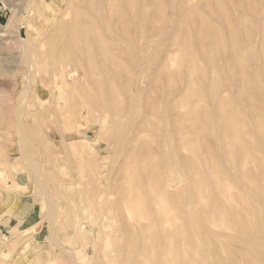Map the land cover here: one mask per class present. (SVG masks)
I'll return each mask as SVG.
<instances>
[{"label":"rangeland","instance_id":"1","mask_svg":"<svg viewBox=\"0 0 264 264\" xmlns=\"http://www.w3.org/2000/svg\"><path fill=\"white\" fill-rule=\"evenodd\" d=\"M76 1L0 0L4 24L7 19L11 21L5 27L0 22V264H152V252L145 245L149 253H143L141 245L147 242H140L137 234L139 229L147 228L155 219L157 227L164 228L172 236L176 259L171 264H182L185 259L191 262V253L195 260L189 264H264V191L258 188L264 187V0H138V7L146 10L150 18L138 32L145 37L144 40L138 39L141 45H145L141 46L144 49L135 53L129 42H116V37L122 33L117 21L119 8L113 17L108 15L110 20L107 17L110 0ZM97 4L106 6V11L91 13V6ZM73 7L77 11L80 7L81 14L85 10V16L91 14L90 17L87 15L90 20L85 18L90 24L98 23V28L94 23L91 25L94 26V37L107 40L106 55L100 53L101 48L98 41H92L93 36L89 39L92 41L90 49L100 53L93 68V77L95 73L100 80L106 74V113L99 105L92 106L83 97L84 89H89L94 83L84 85L86 79H79L84 72L83 67H78L74 61L82 58L72 54L68 49L69 42L61 39L64 23L77 21ZM215 7L222 19L212 12ZM221 10L231 13L224 15ZM54 14L57 16L55 19ZM35 16L45 22L40 32L32 21ZM81 16L84 19V15ZM227 22L231 24V30L234 27L232 31L229 29L228 32ZM204 25H212L211 28L216 29L222 41L219 55L208 53L209 40L205 36ZM20 27H25L29 44L19 37ZM148 33L153 35L151 42H147L150 41ZM30 45L41 47L29 55ZM63 50L70 51L67 60L71 61L60 56ZM23 52L32 57L31 64L27 63L28 57ZM190 59L195 61L199 75H204L202 89L191 83L193 76L188 73ZM132 60L136 61L135 66L130 65ZM184 61L189 64H184ZM216 61L223 62L218 74L213 67ZM73 67L77 68L74 77L66 73ZM84 67L87 76L88 66ZM130 72H135V76ZM63 73L66 78L59 82ZM178 74L181 81L177 79ZM130 75L133 79H127L126 76ZM216 81L223 83L218 93H215ZM89 90L100 92L98 87ZM110 91L117 94V101L122 100L118 102L122 107L118 117L112 115L111 100L114 97ZM71 92H74L72 96ZM184 98L194 107V113L202 117L198 123L186 118V109L181 105ZM220 99L230 105H225ZM227 105L233 108L241 127H244L241 138L245 140L246 148H250L246 155L233 140L232 132L226 131ZM153 106L157 111L151 110ZM88 108L92 116L88 114ZM14 112L21 114L19 125L18 115ZM25 125L35 132L25 133ZM184 134L186 141L189 140L188 145L196 136L203 137L202 143L206 147H200V157L208 150V158H214L212 164L216 167L217 177L230 186V200L223 202L222 215L210 211L213 204L220 205L213 191L199 192L201 174L206 167L182 145ZM25 139L31 141L26 142ZM165 148L170 153L163 157L161 149ZM234 149L239 150L238 155H232ZM88 152L93 153L89 155ZM172 164L173 171L169 176ZM246 169L254 172V181L259 180L255 181L259 185L255 182L254 187L250 184L252 188L247 185L248 181L242 177V170ZM239 173L240 178L236 177ZM126 174L134 175L133 179ZM124 178L130 181L127 183ZM151 179L159 184L149 190ZM161 186L163 190L160 191L158 188ZM4 188L12 196H25L36 203L38 218L34 225L15 224L13 212L3 211L7 202ZM226 192L223 188L221 193ZM160 195H164L173 206L169 215L173 224L166 214L155 212V198ZM239 195L242 199L245 196L247 205H240ZM136 205L139 207L137 211ZM186 208L188 210H184ZM129 210H132V219L128 217ZM189 210L197 211L199 216L193 222L185 216V211ZM135 215L140 218L136 219ZM246 220L249 228L242 224ZM158 243L157 252L162 245ZM104 244L109 245L110 250H106ZM139 252L147 254V257L142 254L141 257ZM145 257L149 259L146 262ZM107 258L111 260L108 262Z\"/></svg>","mask_w":264,"mask_h":264},{"label":"bare ground","instance_id":"2","mask_svg":"<svg viewBox=\"0 0 264 264\" xmlns=\"http://www.w3.org/2000/svg\"><path fill=\"white\" fill-rule=\"evenodd\" d=\"M76 1V0H75ZM77 1H79V0H77ZM76 1V2H77ZM82 1V3H84L85 2V0H81ZM80 1V2H81ZM93 1V0H92ZM91 1V2H92ZM151 1V0H150ZM51 2V1H50ZM67 2H68V0H67ZM66 2V3H67ZM88 2H90V0L88 1ZM108 1H106V3H107ZM219 2V1H218ZM69 3H70V1H69ZM115 3H117V4H115ZM138 0H110V5L109 6H107L109 9H108V14H107V17H108V15L110 16V17H113L115 14H116V9L117 8H119L118 9V13H119V15H118V19H117V21H119L120 22V30H121V35H118L119 37H116V38H118L117 40H116V42H117V44H118V42L119 43H123V42H129L128 43V45L130 46V49L132 48V51H134V53L135 52H142L141 50L142 49H144V47H141V46H145V45H141L140 43H139V41H138V39H140V38H145L144 36H141V35H139V31L141 32V28H143V26L144 25H142V24H145V22L150 18V16H149V13L148 12H145L144 10H142L140 7H138ZM215 4H216V1L214 2ZM89 4V3H88ZM92 5H94V3H91ZM109 4V3H108ZM107 4V5H108ZM151 2L149 3V5L151 6ZM90 5V4H89ZM210 5H211V3H210ZM216 5H218V3L216 4ZM118 6V7H117ZM69 5H68V9H69ZM91 7H93V9H92V12L91 13H96V14H98L99 12H100V10H105L106 11V6H104V7H101L99 4H97V5H95V6H91ZM91 7H90V9H91ZM74 8V7H73ZM75 8H77V6L75 7ZM74 8V9H75ZM79 9H78V11L76 10V13L74 14V16H76V19H77V21L76 22H74V21H72V20H67L65 23H64V35H63V37L61 38V39H63L64 41H66L65 43H67V42H69V43H67V44H70V48H68V49H70V50H72L71 51V53L72 54H74V55H78L80 58H82V59H77L76 61H74V63H76V65H78V67H83V74H82V76H81V78H79V79H86V83H84V85L85 84H89L90 85V83H94V84H91L92 86H89V89H91L92 87L93 88H95V87H98L99 88V90H100V92L98 91V92H94L95 90H89V89H84L85 91L83 92V97L84 98H86V101H88V103L90 104V105H92V106H96V105H99V107H100V109L102 110V111H105L104 113H106V107H107V104H106V74L104 75V76H102V78L100 79V80H98V78H96L97 77V75L94 73V77H93V68H94V66L96 65V61H97V56L101 53H105L106 54V47H107V45H106V41L107 40H104V39H100V38H96V37H94V35H93V31H92V29H94V26H91L92 24H90L89 23V21L88 20H86V18H88V16L90 17V15L91 14H87L86 16H85V10L82 12V14L84 15V19L82 18V14H81V12H80V7H78ZM150 8V7H149ZM212 8V7H211ZM236 8V7H235ZM37 9V8H36ZM40 9V8H39ZM218 9H220V7L218 6ZM218 9H216V7L214 8V11H213V9H212V12H214L215 14H216V17H218L219 19H222V15L218 12ZM38 10V9H37ZM70 10V9H69ZM142 10V11H141ZM234 10V9H233ZM30 11V10H29ZM71 11H74L73 9L71 10ZM235 11H236V9H235ZM238 11V10H237ZM33 12V11H32ZM38 12V11H37ZM67 13L69 12L70 13V11H66ZM75 12V11H74ZM221 12H223L222 10H221ZM228 12V11H227ZM227 12H223L224 13V15H229V12L227 13ZM39 13V12H38ZM54 13V12H53ZM68 13V14H69ZM72 13V12H71ZM70 13V14H71ZM195 14H196V12H194ZM231 13V12H230ZM31 14V13H30ZM34 14V13H33ZM72 14V15H73ZM201 14V13H200ZM43 15H44V13H43ZM64 15V14H63ZM152 15V14H151ZM197 15V14H196ZM199 15V14H198ZM52 16H54V19L55 18H57V16H56V14H54V15H52ZM73 16V17H74ZM201 17H202V15H200ZM34 17V16H33ZM66 17V16H65ZM86 17V18H85ZM110 17H108V18H110ZM225 17H227V16H225ZM9 18V17H8ZM24 18V17H23ZM48 18V17H47ZM95 18V16H93L92 15V19H94ZM228 18V17H227ZM18 19V18H17ZM26 19V18H25ZM39 18L38 17H36L35 16V18L34 19H32V21L34 20V22L36 23V25L38 26V29L39 30H37V31H42L43 29H42V25H44L45 24V22L42 20V21H40V19L38 20ZM59 19V18H58ZM74 19V18H73ZM76 19H74V20H76ZM89 19V18H88ZM229 19V18H228ZM22 20V19H21ZM36 20H38L37 22H36ZM64 20H66V19H64ZM90 20V19H89ZM95 20V22H97L96 21V18L94 19ZM109 20V19H108ZM110 20H112L111 18H110ZM227 20V19H226ZM9 22H11L10 21V19L8 20L7 19V22L3 25V27H5L6 25H8V23ZM73 22H74V26L73 27H71V24H73ZM229 22V21H228ZM227 22V23H228ZM29 23H30V20H29ZM117 23V22H116ZM214 23H217V22H214ZM230 23H232L231 21H230ZM22 24H24V23H22ZM31 24H33V22L31 23ZM61 24V23H60ZM95 24V23H94ZM118 24V23H117ZM229 24V23H228ZM227 24V25H228ZM96 26L98 25V23L97 24H95ZM1 26V25H0ZM35 26V25H34ZM33 26V27H34ZM53 26V25H52ZM66 26V27H65ZM114 26V25H113ZM213 26H215V24L213 25ZM217 26H218V24H217ZM220 26V25H219ZM219 26H218V28H219ZM231 26V24H229V28H228V32L231 30L230 27ZM211 27H212V25H211ZM209 25H204V33H206V35L205 36H207V39L209 40V43H208V47H209V51H208V53H218V55H219V53L221 52V47H222V41L218 38V36H217V32H216V29H214V28H211ZM97 28H98V26H97ZM112 28V27H111ZM217 28V29H218ZM233 29H234V27H232ZM4 29V28H3ZM35 29V28H34ZM115 29H117L118 30V28H117V26L115 27ZM230 29V30H229ZM232 29V30H233ZM47 30V29H46ZM46 30H45V32H46ZM98 31L100 30V29H97ZM231 30V31H232ZM57 31V30H56ZM119 31V30H118ZM203 31V30H202ZM236 30H234V32H235ZM52 32H55L54 31V29H53V31ZM95 32H97V31H95ZM94 32V33H95ZM100 33H101V31H100ZM113 33V32H112ZM203 33V34H204ZM233 33V32H232ZM232 33L230 32L229 34H231L232 35ZM18 34H19V37H21V39H22V41L25 43H27V41H28V38H27V34H26V30H25V27H20L19 28V30H18ZM234 34V33H233ZM99 35L100 34H98L97 35V37H99ZM147 35V39L149 38V40L150 41H147V39H146V41L147 42H151V41H153L152 39L153 38H150V37H152L153 35H150V33H148V34H146ZM234 35H236V34H234ZM30 36V35H29ZM93 36V37H92ZM96 36V35H95ZM101 36H103V33H102V35H100V37ZM51 37V36H50ZM49 37V38H50ZM91 37H92V41L94 42V43H96L97 41L99 42H97V44H99V48H101V49H99V51H100V53H99V51L98 52H93L91 49H90V45H91V42L92 41H89V39H91ZM107 37V36H106ZM102 38V37H101ZM33 39V38H32ZM44 39V38H43ZM55 40H56V38H55ZM62 40V41H63ZM144 40V39H143ZM1 41H4V40H1ZM39 41H41V40H39ZM44 41V40H43ZM49 42H51V41H49ZM116 42H115V44H116ZM42 43V41L39 43V45ZM64 43V42H63ZM27 44H29V43H27ZM26 44V45H27ZM66 44V46H68L69 47V45H67ZM124 44V43H123ZM126 44V43H125ZM139 44H140V46H139ZM25 45V46H26ZM38 45V44H37ZM38 45V46H39ZM42 45V44H41ZM44 45V44H43ZM43 45H42V47H43ZM120 45V44H119ZM34 46H36V43H35V45ZM34 46L32 47V45H30V50H29V52L28 53H30L29 55H32V53H33V51H35L36 49L38 50L39 48H38V46L37 47H35L34 48ZM65 47V46H64ZM26 48V47H25ZM102 48H104V51H103V49ZM67 49V48H66ZM65 49V50H66ZM108 49H109V47H108ZM40 50V49H39ZM42 50V49H41ZM65 50H63V51H61L62 52V55H60L61 57H63L64 56V59L66 58V60L67 59H69V57H67V56H70L69 55V53H70V51L68 50V52L67 51H65ZM112 50V49H111ZM208 50V49H207ZM60 51V50H59ZM110 51V50H109ZM224 51V50H223ZM53 52V51H52ZM60 52V53H61ZM24 53V55L26 56L28 53H25V52H23ZM54 53V52H53ZM52 53V54H53ZM77 53V54H76ZM107 53H108V51H107ZM111 53V52H110ZM206 53V52H205ZM204 53V54H205ZM210 53V54H211ZM39 54L41 55V53H40V51H39ZM44 54V53H43ZM112 54V53H111ZM114 54V53H113ZM146 54V53H145ZM107 55V54H106ZM106 55H104L105 56V58H106ZM110 55V54H109ZM178 55H180V54H178ZM24 56V57H25ZM66 56V57H65ZM102 56V55H101ZM101 56H99V57H101ZM111 56V55H110ZM146 56V55H145ZM225 56V55H224ZM23 57V58H24ZM27 57H28V55H27ZM40 57V56H39ZM47 57V56H46ZM114 57V56H113ZM116 57V56H115ZM182 57V56H181ZM33 58H35V57H33ZM38 58V57H37ZM41 58H43V57H41ZM53 58V57H52ZM117 58V57H116ZM121 58V57H120ZM176 58H179V56H177ZM227 58V57H226ZM55 59V58H54ZM85 60V61H82V60ZM113 59V58H112ZM134 59V58H133ZM182 59V58H181ZM22 60H24V59H22ZM26 60V59H25ZM31 60H32V57L31 56H29L28 58H27V63H30L31 64ZM58 60H59V58H58ZM72 60V59H71ZM71 60H69V61H71ZM116 60V59H115ZM135 60V59H134ZM134 60H132L130 63V65H132V66H135L136 65V61H134ZM145 60V59H144ZM179 60H180V58H179ZM34 61V60H33ZM38 61V60H37ZM62 61H64V60H62ZM68 61V60H67ZM68 61V62H69ZM112 61V60H111ZM178 60H175L174 62H176L177 64H178V62H177ZM181 61V60H180ZM179 61V62H180ZM25 62V61H24ZM44 62V61H43ZM46 62H47V60H46ZM103 62H104V60H103ZM105 62H106V60H105ZM144 62V61H143ZM194 60L193 59H190V64L188 63V61L186 62V61H184V64L185 63H187L186 65H188L189 64V67H188V73L190 74V75H192L193 77H191V79L193 78V80H192V84H194V85H196V86H198L199 88H201L200 86H202V84H203V81H204V75L203 74H201V75H199V73L200 72H197V69H195V66L196 65H194ZM61 63V62H60ZM73 63V62H72ZM112 63V62H111ZM117 63V62H116ZM124 63V62H123ZM176 63H174L175 65H176ZM221 63H223L222 61H216V63H213L214 64V69H215V71H216V73L218 74V73H220V71H221ZM226 63H228V62H226ZM42 64V63H41ZM121 64H122V62L120 63V66H121ZM9 65V64H8ZM15 65V64H14ZM36 65H37V63H36ZM60 66H62V64H59ZM85 65H87L88 66V75L86 76V70H85ZM101 65H103V63L101 64ZM104 65H106V63L104 64ZM129 65V64H128ZM13 66V65H12ZM11 66V67H12ZM30 66V65H29ZM32 66H33V63H32ZM97 66H98V64H97ZM111 66L113 67V65L111 64ZM123 66V65H122ZM178 66H179V64H178ZM119 67V66H118ZM117 67V68H118ZM127 67H130V66H127ZM177 67V66H176ZM184 67H185V69H186V66L184 65ZM63 68V67H62ZM96 68V67H95ZM55 69H56V67H55ZM98 69V68H97ZM96 69V70H97ZM100 69V68H99ZM128 69H131V67L130 68H128ZM183 69V68H182ZM114 70H116V69H114ZM177 70V69H176ZM31 71V70H30ZM77 68L76 67H73L71 70H67L66 71V73H67V75L69 74V76H76V74H77ZM100 71V70H99ZM98 71V72H99ZM102 71V70H101ZM100 71V72H101ZM182 71V70H181ZM60 72V71H59ZM65 72V71H64ZM99 72V73H100ZM117 72V71H116ZM116 72H114V73H116ZM128 72H129V70H128ZM132 72H133V70H132ZM34 73V72H33ZM99 73H98V75H99ZM135 73V72H134ZM133 73V74H134ZM101 74V73H100ZM103 74V73H102ZM130 74H132L131 72H130ZM132 74V75H133ZM139 74V73H138ZM216 74V75H217ZM60 75V74H59ZM129 75V74H128ZM96 76V77H95ZM133 76H135V75H133ZM179 74H178V76H177V79L179 78ZM32 77V76H31ZM33 77H35V76H33ZM83 77V78H82ZM126 77H128L127 79H129L130 77H131V75L130 76H126ZM138 77V76H137ZM65 78H66V75L63 73L62 75H60V81L59 82H63L64 80H65ZM132 78V77H131ZM130 78V79H131ZM135 78V77H134ZM30 79V78H29ZM35 79V78H34ZM110 79V78H109ZM133 79V78H132ZM30 80H33V79H30ZM29 80V81H30ZM112 80V79H111ZM179 81H181L180 79H178ZM206 80V79H205ZM129 81V80H128ZM30 82H32V81H30ZM112 82V81H111ZM130 82V81H129ZM129 82H127V83H129ZM132 82H133V80H132ZM177 83V82H176ZM29 84V83H28ZM27 84V85H28ZM64 84V83H63ZM117 84V83H116ZM131 84V83H130ZM192 84H190V86L192 85ZM223 84V83H222ZM222 84L221 83H219L218 81H216L215 83H214V87H215V93H218L217 91H219L220 90V88H221V86H222ZM65 85H66V83H65ZM73 85V84H72ZM132 86V85H131ZM193 86V85H192ZM65 87V86H64ZM110 88H111V86H109ZM114 87H115V85H114ZM113 87V88H114ZM194 87V86H193ZM30 88V87H29ZM65 88H67V87H65ZM109 88V90H111ZM188 88H190L189 86H188ZM199 88H196L197 90L199 89ZM25 89V88H24ZM34 89V88H33ZM114 89H116V91L118 90L117 88H114ZM202 89V88H201ZM200 89V90H201ZM26 90V89H25ZM193 90V89H192ZM28 91V90H27ZM26 91V92H27ZM83 91V90H82ZM112 91V90H111ZM111 91H110V94H112L111 93ZM191 91V90H190ZM23 92H24V90H23ZM22 92V93H23ZM112 92H114V91H112ZM118 92H120V91H118ZM18 93V92H17ZM25 93V92H24ZM72 93V92H71ZM203 93V92H202ZM74 94V92L71 94V96ZM197 94V93H196ZM113 95V99L111 100V105H112V107H113V111H114V113L112 114V115H114L115 117H118L121 113L120 112H122V107L120 106L121 104H119L118 102H120L121 103V101L119 100V101H117V99H116V95H114V94H112ZM19 96V95H18ZM22 96V95H21ZM20 96V97H21ZM25 96H26V93H25ZM24 96V97H25ZM108 96V95H107ZM133 96V95H132ZM218 96V95H217ZM134 97H136V96H134ZM120 98V97H119ZM118 98V99H119ZM25 99V98H24ZM68 99V98H67ZM71 99V98H70ZM242 99V98H241ZM108 100V99H107ZM222 99H220V101H221ZM205 101V100H204ZM219 101V100H218ZM223 102L225 101V100H222ZM232 101V100H231ZM230 101V102H231ZM227 102V101H226ZM233 102V101H232ZM235 102V101H234ZM86 103V102H85ZM221 102H219L218 104H220ZM225 103V102H224ZM228 103V102H227ZM227 103H225V105L227 104ZM15 104V103H14ZM23 104V103H22ZM124 104V103H123ZM129 104V103H128ZM185 109H186V113L185 114H187L188 116L186 117V118H190V120L194 123V124H196V123H198L199 121H201V118L202 117H200V115H196L195 113H194V107L189 103V101L188 100H186V98H184V99H182V104H181ZM207 105V104H206ZM228 105H230L229 103H228ZM227 105V106H228ZM231 105H232V103H231ZM234 105V104H233ZM15 106V105H14ZM58 106V105H57ZM134 106V105H133ZM156 106V105H155ZM159 107H160V105H159ZM218 107H219V105H218ZM238 107V106H237ZM62 108V107H61ZM90 108V107H89ZM88 108V109H89ZM109 108V107H108ZM126 108H127V106H126ZM18 110H19V108H17ZM17 109H16V111H17ZM213 109V108H212ZM211 109V110H212ZM233 109V108H232ZM232 109H231V107L230 106H228V110H227V107H226V110H227V112H229V114L227 115L228 117H227V122H226V124H227V126H225L226 127V131L228 130L229 132H232L231 133V135H232V138H233V140L236 142V143H238L239 144V148L241 149V151L243 152V153H245L246 151L248 152V150L250 149V148H246V143H245V140H243L242 138H241V136H243L242 134H243V129H244V127L242 128L241 127V123H240V121L239 120H237V118H236V115H235V112H233L232 111ZM86 110V109H85ZM133 110V109H132ZM151 110H153V112L154 111H157V109L156 108H154V106L153 107H151ZM215 110V109H214ZM219 110H221L220 109V107H219V109H218V113L220 112ZM223 110H225V108L223 109ZM14 111H15V109H14ZM20 111V110H19ZM23 111H24V109H23ZM61 111V110H60ZM62 112V111H61ZM67 112V111H66ZM90 112H92V111H90V109H89V113L88 114H90L91 115V113ZM108 112V111H107ZM15 113V112H14ZM20 113H21V111H20ZM20 113H15V115H18L17 116V118H18V121H17V124L19 123L20 124V122H19V119L21 118H19V116L21 115ZM23 113V112H22ZM31 113H32V111H31ZM68 113V112H67ZM120 113V114H119ZM109 114V113H108ZM200 114H202V113H200ZM226 114V113H225ZM238 114V113H237ZM245 114V113H244ZM89 115V116H90ZM111 115V114H110ZM203 115V114H202ZM211 115V114H210ZM241 115H242V113H241ZM72 116V115H71ZM92 116V115H91ZM238 116V115H237ZM239 116H240V114H239ZM243 116H245V115H243ZM65 117V116H64ZM63 117V118H64ZM68 117V116H67ZM210 117V116H209ZM260 117H261V115H260ZM263 117V116H262ZM261 117V118H262ZM205 118V117H204ZM207 118V117H206ZM240 118V117H239ZM245 118V117H244ZM258 118H259V116H258ZM260 118V119H261ZM85 119V118H84ZM117 119V118H116ZM130 119V118H129ZM164 119V118H163ZM213 119V118H212ZM223 119H226V118H224V116H223ZM259 119V120H260ZM118 121V120H117ZM126 121V120H125ZM128 121V120H127ZM126 121V122H127ZM210 121V120H209ZM220 121V120H219ZM122 122V121H121ZM214 122V121H213ZM225 122V121H224ZM262 122V121H261ZM191 123V122H190ZM243 123H244V121H243ZM242 123V124H243ZM18 124V125H19ZM59 124V123H58ZM122 124H123V122H122ZM127 124V123H126ZM125 124V125H126ZM194 124H192L193 125V127H194ZM202 124V123H201ZM212 124V123H211ZM220 124V123H219ZM218 124V125H219ZM124 125V126H125ZM199 125V124H198ZM205 125V124H204ZM244 125V124H243ZM246 125V124H245ZM10 126V125H9ZM8 126V127H9ZM14 126V125H13ZM60 126V125H59ZM120 126V125H119ZM123 126V127H124ZM110 127H111V125H110ZM201 127V126H200ZM247 128H248V126H246ZM21 128L22 127H20V131H21ZM100 128V127H99ZM125 128V127H124ZM123 128V129H124ZM38 129V128H37ZM104 129V128H103ZM195 129V128H194ZM201 129V128H200ZM203 129V128H202ZM23 130L25 131V133H31V134H33L35 131H34V129L33 128H31V127H27L26 125L23 127ZM21 131V132H23V134H24V131ZM39 130V129H38ZM247 132V131H246ZM38 133V132H37ZM250 133V132H249ZM248 133V134H249ZM106 134V133H105ZM247 133H246V135H248ZM35 135V134H34ZM101 135V134H100ZM263 135V134H262ZM37 136V135H36ZM250 136V135H249ZM261 137H263V136H261ZM193 138V137H192ZM137 139H138V137H137ZM198 139H199V141H198ZM247 139V138H246ZM26 140V142L27 141H31V140H27V139H25ZM202 140H203V137L201 136V137H198V136H196V139H193V141L188 145V144H186L187 143V141H189V140H187L186 141V139H185V134H184V136L182 137V142H183V146L184 147H186V149H188L189 150V152L192 154V155H194V156H197L201 161H202V165L203 166H205L206 167V170H204V172L201 174L202 175V183L200 184V186H199V192L200 193H205L206 191H209V190H212L213 191V193L216 195V196H214L215 197V199H217V201L220 203V205L219 206H217V205H215V204H213L212 205V207L210 208V211L212 212V213H219V214H224V211L222 210L223 208H222V204H223V202H225V201H229L230 200V195H231V193H229V189H230V186H228L226 183H224V181H220L219 180V178L217 177V174H216V167H215V165L214 164H212V161L214 160V158H213V160H212V158L210 157V158H208V154H209V151L207 150V152L205 153V151H204V154L200 157V147H206V145L205 144H203L202 143ZM132 142V141H131ZM199 142H200V144L201 145H199ZM32 143H34L33 141H32ZM250 143V142H249ZM24 144V143H23ZM167 144V143H166ZM25 145H27V144H25ZM165 146V145H164ZM250 146V145H249ZM74 146H72V148H73ZM119 147V146H118ZM166 147V146H165ZM252 147V146H251ZM120 148V147H119ZM253 148V147H252ZM31 149V148H30ZM87 150H88V148H86ZM135 149V148H134ZM167 148H165V149H161V152H163L164 153V155H163V157L164 156H166V155H168L170 152H169V150L167 151L166 150ZM44 150V149H43ZM119 150V149H118ZM211 150V149H210ZM26 151V150H25ZM74 151V150H73ZM88 151H90V150H88ZM22 152V151H21ZM27 152V151H26ZM79 152V151H78ZM232 152V151H231ZM234 152L235 153H232V155H238V153H239V150L238 149H234ZM23 153V152H22ZM82 153V152H81ZM89 153V152H88ZM93 152H91V154H92ZM138 153V152H137ZM74 154V153H73ZM77 154V153H76ZM90 153H89V155H91ZM129 154H130V152H129ZM133 154V153H132ZM139 154V153H138ZM247 153H245V155H246ZM136 156L135 157H137V154H135ZM152 155V154H151ZM210 155H213L212 153L210 154ZM24 156V155H23ZM133 156V155H132ZM2 157V156H1ZM129 157V156H128ZM131 157V156H130ZM246 157V156H245ZM244 157V158H245ZM95 158V157H94ZM232 158V157H231ZM246 158H248V157H246ZM134 159V158H133ZM208 159H210L209 161H208ZM250 159V158H249ZM83 160V159H82ZM91 160H92V158H91ZM116 160V159H115ZM135 160V159H134ZM175 160V159H174ZM233 160V159H232ZM242 160L244 161V159L242 158ZM130 161H132V159L130 160ZM136 161V160H135ZM248 161V160H247ZM250 161V160H249ZM80 162H81V159H80ZM86 162H88L87 161V159H86ZM92 162H94L93 160H92ZM137 162V161H136ZM140 162H141V160H140ZM245 162H246V160H245ZM79 163V162H78ZM82 163V162H81ZM138 163V162H137ZM215 163V162H214ZM247 163H249V162H247ZM246 163V164H247ZM263 163V162H262ZM80 164V163H79ZM134 164V163H133ZM256 164H257V162H256ZM87 165V164H86ZM85 165V166H86ZM138 165V164H137ZM173 165L174 164H172V166L169 168V176L172 174V172L171 171H173ZM234 165H236L235 164V162H234ZM95 166V165H94ZM134 166V165H133ZM141 166H142V164H141ZM34 167V166H33ZM128 167V166H127ZM251 167V166H250ZM89 168V167H88ZM135 168H136V170H138L139 171V169H137L138 167H136V165H135ZM264 168V167H263ZM130 169V168H129ZM131 169H132V166H131ZM130 169V170H131ZM251 169V168H250ZM250 169H246V170H242V174H243V179H246L247 181V183L245 182V180H243L247 185H249V187L250 188H252V187H254L253 185H254V182L257 180V179H255V181H254V178H253V176H254V172L252 173L251 172V170ZM36 170V169H35ZM89 170V169H88ZM133 170H134V168H133ZM202 170V169H201ZM125 171H126V169H125ZM254 171V170H253ZM93 172V171H92ZM128 172H129V170H128ZM142 172H143V170H142ZM263 172H264V170H263ZM82 173V172H81ZM84 173V172H83ZM126 173V172H125ZM132 173H133V171H132ZM240 173H241V171H240ZM238 174L236 177H239V175L241 176V174ZM135 174H137V173H135ZM2 175V174H1ZM127 176L129 175V176H131V174H126ZM127 176H125L126 177V179H127ZM134 175H132L131 177H129V178H132ZM140 176V175H139ZM91 177V176H90ZM173 177V176H172ZM255 177V176H254ZM3 178V177H2ZM92 178V177H91ZM95 178H97L96 176H95ZM129 178H128V180H129ZM240 178V177H239ZM238 178V179H239ZM256 178V177H255ZM264 178V177H263ZM125 179V178H124ZM125 179V181L127 182L128 180H126ZM133 179V178H132ZM131 179V180H132ZM140 179V178H139ZM2 180V179H1ZM263 180V179H262ZM93 181V180H92ZM130 181V180H129ZM128 181V182H129ZM240 181V180H239ZM257 181H259V180H257ZM1 182V181H0ZM3 182V181H2ZM127 182V183H128ZM149 182L150 183H148V185L150 186V188H149V190L150 189H155V188H157L158 187V184L159 183H157V182H155V180H153V179H151V180H149ZM251 182H253V183H251ZM261 182V181H260ZM259 182V183H260ZM132 183V182H131ZM130 183V184H131ZM255 183H257V182H255ZM204 184H208L209 186H207V187H204L205 185ZM250 184H251V186H250ZM257 185H259L258 183H257ZM256 184H255V186L256 187H258ZM94 187H96V186H94ZM132 188V187H131ZM140 188V187H139ZM223 188H226V190H227V192L226 193H221L222 192V190H223ZM258 188H260V190L262 191V189H263V191H264V187L263 186H260V187H258ZM8 189V188H7ZM159 190L160 189H162L163 190V186H161L160 188H158ZM257 189V188H256ZM4 190H5V188H4ZM136 191V190H135ZM138 191H139V189H138ZM161 191V190H160ZM163 192V191H162ZM5 195H7V202L6 203H4L5 205H4V210L3 211H5V212H10V213H12L15 209H16V207H17V205H18V202H19V198L20 197H18V196H12L11 194H9L10 192H6V190H5ZM103 193H104V191H103ZM8 194H9V196H8ZM98 194V193H97ZM138 194L140 195L141 193H137V196H138ZM242 194V193H241ZM262 194V193H261ZM104 195V194H103ZM223 195V196H222ZM244 195V194H243ZM97 196V195H96ZM141 196V195H140ZM218 196V197H217ZM99 197H101V195L99 196ZM239 198H240V200H241V203H240V205L241 206H243V205H247L248 203H246L245 201H247V199H245V196L243 197V199L240 197V195H239ZM102 199V198H101ZM244 199H245V201H244ZM104 200V199H103ZM128 200V199H127ZM87 201H89V200H87ZM129 201H130V199H129ZM90 202V201H89ZM97 202V201H96ZM105 202H107V201H105ZM92 203V202H91ZM96 204V203H95ZM103 204H104V202H103ZM111 204V203H110ZM155 204H156V206L154 207V209H155V212L157 213H159V214H163V215H167V219L169 220V221H172V224H173V219L171 220L170 218H169V215L171 214V212H172V210H173V206L172 205H170V203L167 201V199L165 198V196L164 195H160V197H157V198H155ZM105 205V204H104ZM139 205V204H138ZM97 206H98V203H97ZM106 207V206H105ZM133 209V211H135L134 209V207L133 206H131ZM131 207H129V209H131ZM104 208V207H103ZM126 208H128V206L126 207ZM137 208H139L137 205H136V211H137ZM101 209V208H100ZM153 209V210H154ZM44 210V209H43ZM110 210V209H109ZM131 210V211H132ZM184 210H188V208H186V209H184ZM100 211V210H99ZM102 211V210H101ZM105 211H106V209H105ZM127 211H128V209H127ZM130 210H129V215L131 214L130 212H131ZM139 212V211H138ZM138 212H135V213H138ZM195 212V213H194ZM4 213V212H3ZM2 213V214H3ZM43 213V212H42ZM41 213V214H42ZM134 213V214H135ZM98 214V213H97ZM105 214V213H104ZM103 214V215H104ZM141 214V213H140ZM101 215V214H100ZM45 216V215H44ZM133 216V215H132ZM140 216H142V215H140ZM173 217H174V211H173V215H172ZM185 216H187V218H188V220H189V222H193L194 220H196L199 216H197V211H193V210H189V211H185ZM99 217H101V216H99ZM104 217H105V215H104ZM128 217H130V219H132L133 217H131V215L130 216H128ZM135 217H136V215H135ZM138 218H140L139 217V215L137 216ZM137 217H136V219H137ZM223 217V216H222ZM143 218H145L144 217V215H143ZM138 220H141V219H138ZM152 220V219H151ZM151 220H149V221H151ZM148 221V220H147ZM154 222H150L151 224H150V226L148 225L147 226V228H144V227H140V225H139V227L141 228V229H137L138 230V239H139V241L140 242H147V244H145L144 243V245L142 244L141 245V249H142V251H143V253L145 252V253H149V252H147L146 251V248H145V245L147 246V247H149L148 248V250L150 249L151 250V252H152V254H151V257L153 258V262H152V264H171V262L172 261H174L175 259H176V256H174V253H176V251H175V249L173 248V246H172V236H171V234H170V232L169 231H166L164 228H158L157 226H158V224H157V221H156V219L155 220H153ZM166 222V221H165ZM135 223H138V222H136L135 221ZM147 223H149V222H147ZM74 224H75V222H74ZM139 224H140V222H139ZM242 224L244 225V226H246V227H248L249 226V224H248V221L246 220V221H242ZM37 225V224H36ZM76 225V224H75ZM147 225V224H146ZM109 228V227H108ZM249 228V227H248ZM162 230H165L166 232H164V231H162ZM251 230H252V227H251ZM19 232V231H18ZM21 232V231H20ZM135 232V231H134ZM31 236V235H30ZM106 237H108L107 236V234H106ZM109 238V237H108ZM107 238V239H108ZM158 239H159V241H158ZM109 240V239H108ZM108 240H106V241H108ZM105 241V242H106ZM158 242H160V243H162V245H160V243H158ZM108 243V242H107ZM109 243H110V241H109ZM156 243H158L159 245H160V247H159V251L157 252V248H158V246H157V244ZM105 245V244H104ZM111 245V244H110ZM149 245V246H148ZM155 245L157 246L156 247V249H155ZM105 246H107V248H106V250H110V247H109V245H105ZM4 248V247H3ZM113 249V248H112ZM173 249H174V251H173ZM8 250V249H7ZM149 250V251H150ZM195 251H196V249H195ZM113 252V251H112ZM199 252V251H198ZM106 253H107V251H106ZM144 253V254H145ZM79 254V253H78ZM112 254V253H111ZM139 254H140V252H139ZM142 254V253H141ZM141 254H140V256H141ZM178 254V253H177ZM192 254V256L191 257H193V253H191ZM190 254V255H191ZM143 255V254H142ZM147 255V254H146ZM146 255H143V256H146ZM188 255V254H187ZM107 256H109V255H107ZM111 256V255H110ZM114 256V255H113ZM184 256V255H183ZM182 256V257H183ZM142 257V256H141ZM147 257V256H146ZM146 257H145V262H146V260L148 261L149 259H146ZM185 257V256H184ZM187 257V256H186ZM191 257H189V259L191 260V262L190 261H188V262H190V263H192V262H194V260H193V258H191ZM149 258H150V256H149ZM151 258V259H152ZM109 258H107V260H108ZM179 259V258H178ZM109 260H111V259H109ZM109 260H108V262H109ZM182 260H184L183 258H182ZM144 261V260H143ZM179 260H177V262H178ZM111 262V261H110ZM113 262V261H112ZM151 262V261H150ZM149 262V263H150ZM183 262L185 263L186 262V264L188 263L187 261H186V259H185V261H182V264H183ZM178 264H179V262H178ZM189 264V263H188Z\"/></svg>","mask_w":264,"mask_h":264},{"label":"crops","instance_id":"3","mask_svg":"<svg viewBox=\"0 0 264 264\" xmlns=\"http://www.w3.org/2000/svg\"><path fill=\"white\" fill-rule=\"evenodd\" d=\"M36 212V203L28 200L25 196H21L16 209L12 213V217L15 220L14 223H21L26 227H31L37 222L38 214Z\"/></svg>","mask_w":264,"mask_h":264},{"label":"water","instance_id":"4","mask_svg":"<svg viewBox=\"0 0 264 264\" xmlns=\"http://www.w3.org/2000/svg\"><path fill=\"white\" fill-rule=\"evenodd\" d=\"M4 20H5L4 16H2V15L0 14V22H1L2 24H4Z\"/></svg>","mask_w":264,"mask_h":264}]
</instances>
